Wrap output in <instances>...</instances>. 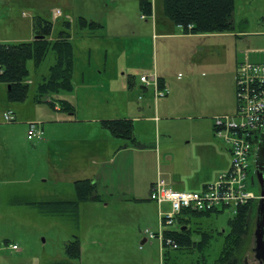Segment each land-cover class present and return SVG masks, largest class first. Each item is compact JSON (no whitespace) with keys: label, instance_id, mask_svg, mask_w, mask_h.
<instances>
[{"label":"rangeland","instance_id":"rangeland-1","mask_svg":"<svg viewBox=\"0 0 264 264\" xmlns=\"http://www.w3.org/2000/svg\"><path fill=\"white\" fill-rule=\"evenodd\" d=\"M147 1L152 3L153 11L154 9L156 11L157 24L160 28L164 17L161 0ZM139 2L140 0H0V5H4L3 8L0 6V38L9 40L8 44L18 43L12 41L14 39H21L22 42L31 39L32 21L38 17L51 22L50 40L58 37L59 32L65 30L64 23L68 22L67 31L70 33L73 49L71 91L42 96L40 101L35 99L37 83L54 63L51 51L37 67L32 60L26 62L29 71L27 82L29 89L27 97L22 102L9 101L7 85L0 83V264H56L67 259L64 245L74 237L79 240L80 254L72 264H217L225 247L226 237L232 230L229 220L235 216L227 208L210 214L192 215L191 222L185 225L189 229L192 247L178 249L165 247L164 260L157 238L148 239L144 244H141L140 239H135L137 232L135 229L153 233L159 230L158 207L154 202L153 205L124 203L122 207L114 203L107 209H102V204L99 202H82L78 207L76 221L42 214L31 203L39 201L40 196L41 199H49L51 194L64 190L61 188L63 184L52 179L49 167H45L44 170L38 169L37 151L32 150V143L27 142L25 135L23 136L25 143L21 141L19 120L15 119L14 123H8L3 119L4 113L13 111L17 117L37 119L42 114L47 117L52 115L53 118L56 112L52 110L50 103L62 108V101L71 103L70 105L75 107L77 117H82L83 111L87 108L84 104L91 99L101 105L98 109L99 113L106 114L109 108L104 102L109 100V105L120 107L123 96L122 85L129 84L132 76L136 78V85L140 84L141 75L154 73L157 77L154 70L155 60L158 66L162 65L158 56L159 46H163L167 57L164 69L168 72L165 74L168 93L157 99L165 100L172 96L173 102L178 103L179 106L183 99L187 103L186 106L191 102V107L204 108L202 113L206 112L207 107L209 111H219L232 106V111L227 115H236V84L235 78L230 77V64L232 56L235 59V54L244 51L247 47L240 46L233 54L225 47L231 42L238 43L243 38L254 37L225 38L219 34H212V37L200 41L202 47L200 53H196V50L191 53V57L202 64L200 68L206 64L212 68V71L207 68L189 69L185 66L189 61V51L184 49L188 46L193 47L194 43L183 42L178 37L157 38V33L151 26L153 14L143 15ZM55 9L61 12L57 19L53 17ZM243 17L247 18L251 25L256 24V29L264 31V0H234V29L231 32L237 33L238 29L244 27V24H240ZM80 19L87 23L94 22L99 27L91 29L88 26H81ZM177 29L173 25V33L181 34ZM209 73L211 82L202 83V92L198 94L194 84L199 83L200 76ZM96 78L104 80V88L100 93L88 87L91 84L98 88L99 82ZM184 80L186 86L191 87L190 89L184 86ZM109 82H112L109 89L112 88L113 91L105 90ZM178 85L184 92V97L180 99L176 90ZM63 112L65 110H62ZM60 115L64 116V114ZM203 115L198 116L199 120L193 121L206 123L207 119ZM176 116L181 118L178 123L187 124L184 115ZM216 116L222 114L212 116L211 120L213 121ZM192 117L196 116L192 115ZM234 120L239 121L238 118ZM110 135L113 136L111 133ZM111 136L106 140V150L110 153L116 148L117 142L114 136ZM148 138H150L149 134L143 136L142 141H147ZM141 159V164L138 162L140 168L133 172L128 171L126 174L127 176L134 174V186L138 191L142 190V182L137 183L135 178L145 176L152 171L151 167L145 166L143 157ZM137 160L136 158L135 161ZM248 162L250 174L246 186L250 192L258 196L259 186L254 173L253 155ZM114 170L116 163L110 162L106 166V171L112 180ZM90 173L92 172L74 171L71 177H82L83 174ZM250 175L254 179L253 185L250 183ZM215 181L216 179L212 183ZM73 197L75 198V195ZM86 204H95L94 206H98L99 210L94 212ZM169 209L168 204L161 206L164 212ZM254 218L253 212L239 254L241 264H259L251 250L254 247ZM97 219L106 221L96 223ZM167 229H176V224ZM13 244L19 247V252L11 249L10 245ZM21 250L24 252L21 253Z\"/></svg>","mask_w":264,"mask_h":264},{"label":"crops","instance_id":"crops-1","mask_svg":"<svg viewBox=\"0 0 264 264\" xmlns=\"http://www.w3.org/2000/svg\"><path fill=\"white\" fill-rule=\"evenodd\" d=\"M0 6L4 7L3 4ZM155 13L154 9L151 26L153 31L157 33V38L169 39L178 37L183 42H193V47L188 46L184 49L189 51V61L185 66L189 69L192 67L197 69L207 68L211 72L212 68L206 64L200 68L202 64L192 58L191 53L195 50L196 53H200L202 51L200 41L213 35L173 33L172 23L164 17L161 20L162 26L158 28ZM54 19H57V17ZM241 23L244 24V27L247 26L246 28L239 27L241 30L238 29L237 33L219 34L225 38L240 37L242 39L245 36L254 37L251 39L243 38L238 43L231 42L229 45L226 44L225 48L232 54L240 46L247 47L244 51H238L235 54V59L232 56L230 64L231 79L236 78L237 67L244 58V52H247V59L250 62L264 63V31L256 29V24L251 25L247 18L243 17L240 21ZM31 39L25 40L30 41ZM12 41L22 42L21 39ZM242 41L243 43H241ZM7 42L9 40L0 38V43ZM155 54L157 55V46L155 47ZM165 54L163 46H159L158 56L160 61H162V65L158 66L155 60L154 70L156 71L160 88L168 86L165 76L168 72L164 69L167 61ZM96 79L97 82L102 84L98 83V88L91 84L88 87H92L100 93L104 88V80L101 78ZM189 79H191L190 76ZM211 80L210 73L200 76L199 83L194 84L197 93L202 92V83H210ZM185 81L184 86H186ZM136 82V78L132 76V81L129 84L122 85L123 96L122 102L119 104L120 107L109 105V100L104 102L105 106L109 108V112L106 114L99 113L98 109L101 105L93 99L84 104L87 108L83 111L84 115L82 117H77L74 106H71L70 109L65 110L63 113L62 110L64 109L59 108V106L52 107V110L56 112L53 118L52 115L47 117L42 114L37 119L17 117L15 111L12 110L15 119L19 120V125H21V141L23 143H25L23 136H26L27 123L36 121L34 123H37L42 131L41 138H34L31 141L26 140L32 143V150L34 152L37 151V167L39 170L49 167L52 179L63 184L61 188H64V190L51 194L49 199H41L40 196L39 201L35 202L52 200L73 201L75 199L73 197L75 195L73 183L79 180H89L95 184V193L97 195V200L90 203L99 202V204H102V209H107L114 203L120 205V207L124 203L153 205V202L149 200V192L151 185L158 177L164 179L172 190L198 192L217 179L218 175L229 170L230 154L228 146L213 133L211 118L216 114H229L232 111V106L219 111H209L207 107L206 112L202 113L204 108L191 107V102L186 106L187 103L183 99L180 102V106L178 103L173 102L174 98L172 99V96L165 100H155L151 86L145 87L141 84L140 79L139 85H136ZM111 83H108V87L105 90L109 89ZM187 88L190 89L191 87ZM176 90L178 99L183 98L184 92L179 85L176 86ZM109 91H113V89L111 88ZM172 91H175V87ZM60 114H64V116ZM174 114L184 115L185 117L183 118L186 119L187 124L178 123L177 121L181 118L176 115L173 117ZM191 114L196 117H192ZM199 115L205 116L207 119L206 123L201 124L199 121H193L195 119L199 120ZM103 120L130 121L133 130V141L130 142L126 139L111 136L108 130L100 125ZM148 134L150 138L147 141H142L143 136L146 137ZM110 136L117 140L116 148L111 153L106 150V140L110 139ZM141 157L145 161V166L151 167L152 171L145 176H137L135 178L137 183L142 182V190L138 191L137 187L134 186V174L129 176L126 174L128 171L133 172L140 168ZM136 158L138 159L137 162L135 161ZM110 162L116 163V170L112 174L114 176L113 180L106 171V166ZM138 162H140L139 165ZM74 171L77 173L91 171L92 173L88 175H85L87 174L85 173L83 176L80 175L82 177L75 178L71 177ZM43 178L46 179L47 177ZM86 203H89V201ZM86 205H89L94 212L99 210L98 206H94L95 204ZM192 215L181 213L176 218V228H180L182 226L181 223L188 225L191 222ZM104 221L106 220L97 219L96 223ZM135 231V239H140L141 244L148 242L144 231L140 229H135ZM17 248L18 250H14L15 252H19V247ZM160 251L164 253L166 250L160 247ZM22 252L24 251L21 250Z\"/></svg>","mask_w":264,"mask_h":264},{"label":"trees","instance_id":"trees-1","mask_svg":"<svg viewBox=\"0 0 264 264\" xmlns=\"http://www.w3.org/2000/svg\"><path fill=\"white\" fill-rule=\"evenodd\" d=\"M162 13L183 34H221L228 33L234 29L233 7L234 0H161ZM140 11L143 15H152L153 5L147 0H140ZM65 30L59 32L56 39L50 40L49 36L52 24L41 18L32 21V39L27 42L14 44L0 43V83L9 88L7 97L12 102H22L28 94L29 71L26 62L32 60L37 67L49 51L54 56V63L49 67L46 75L42 76L36 85L34 97L38 101L42 96L55 95L63 91L72 90L73 73V49L68 33L69 23L65 22ZM81 26L91 29L99 26L94 22L87 23L80 19ZM188 26L190 28H188ZM261 90V87H254ZM53 107L54 104L50 103ZM64 110L70 109L71 105L61 102ZM100 125L108 130L114 137L133 141V130L128 120H103ZM75 199L73 201L52 200L45 202H32L42 214L59 216L76 221L78 207L82 202L97 200L96 186L89 180H79L73 183ZM255 203H249L239 207L233 219L229 220L232 227L230 234L226 237L217 264H241L239 254L242 244L250 227L251 217L254 212ZM218 212L197 213L183 211L193 215L210 214ZM176 221V220H175ZM175 224V223H174ZM180 228L165 231V236L170 237L179 247H192L189 229L181 223ZM166 246H164V250ZM67 259L56 264H72L79 258V240L74 237L64 245ZM165 252V251H164ZM165 254L163 253V260Z\"/></svg>","mask_w":264,"mask_h":264},{"label":"built area","instance_id":"built-area-1","mask_svg":"<svg viewBox=\"0 0 264 264\" xmlns=\"http://www.w3.org/2000/svg\"><path fill=\"white\" fill-rule=\"evenodd\" d=\"M59 15L58 10L53 12L54 17ZM140 81L145 87L153 88L155 100L168 93L166 87H159L154 73L141 75ZM235 84L236 115L216 116L212 121L213 133L228 146L231 160L229 170L218 175L214 183L198 192L172 190L161 177L151 185L149 200L158 207L159 230L154 233L145 230L144 233L148 239L157 238L161 247L177 248L174 241L164 233L169 231L167 227L172 226L183 211L205 213L227 208L236 214L239 207L258 199V196L247 189L246 183L250 174L248 161L254 156L258 137L264 127V63L250 62L247 52H244V58L237 67ZM255 86L261 87V90L255 91ZM235 118L239 121L236 122ZM3 119L11 123L15 121V116L12 112H7L3 114ZM41 135L42 131L37 123H27V140L40 139ZM164 204H168L170 208L166 212L161 210ZM10 247L18 250L16 245Z\"/></svg>","mask_w":264,"mask_h":264},{"label":"water","instance_id":"water-1","mask_svg":"<svg viewBox=\"0 0 264 264\" xmlns=\"http://www.w3.org/2000/svg\"><path fill=\"white\" fill-rule=\"evenodd\" d=\"M7 88H9L7 86ZM254 173L259 186V199L255 209V230L253 233L254 244L256 249L253 251L256 254L255 258L264 264V127L258 137L257 145L254 152ZM251 185L254 180H250Z\"/></svg>","mask_w":264,"mask_h":264},{"label":"flooded vegetation","instance_id":"flooded-vegetation-1","mask_svg":"<svg viewBox=\"0 0 264 264\" xmlns=\"http://www.w3.org/2000/svg\"><path fill=\"white\" fill-rule=\"evenodd\" d=\"M254 221H255V218H254ZM263 243H264V241H263ZM253 249H256V245H255V244H254V247H252V249H251L252 252H253V254H254V257H255L257 253H255V252L253 251ZM257 261H258V260H257ZM258 263H259V264H262V263H260L259 261H258Z\"/></svg>","mask_w":264,"mask_h":264}]
</instances>
